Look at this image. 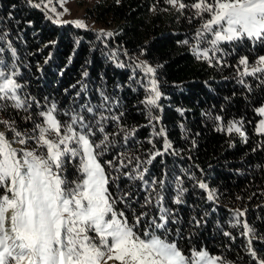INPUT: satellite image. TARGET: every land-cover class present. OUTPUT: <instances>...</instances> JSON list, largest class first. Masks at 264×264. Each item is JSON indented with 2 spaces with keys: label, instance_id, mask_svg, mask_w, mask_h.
Returning a JSON list of instances; mask_svg holds the SVG:
<instances>
[{
  "label": "trees",
  "instance_id": "16d2710c",
  "mask_svg": "<svg viewBox=\"0 0 264 264\" xmlns=\"http://www.w3.org/2000/svg\"><path fill=\"white\" fill-rule=\"evenodd\" d=\"M44 4L49 9L55 7L47 0H0V58L9 67L15 63L19 69L17 79L24 85L23 93L42 103L47 97L67 110L88 99L99 103L98 90L105 89L119 101L113 111H124L122 122L138 130L126 148L120 137L103 159H111L122 149L142 160L149 158V152L164 153L145 167L149 169L147 178L167 176L173 181L164 192L165 205L174 210L178 221L169 223L171 238L185 249L204 247L234 264H256L246 250L242 226L233 225L236 210L244 211L239 219L256 230L253 247L264 256V135L255 129L260 119L257 109L264 105V74L245 76L241 84L237 62L242 55L254 62L264 54V45L253 46L245 41L233 52L231 45L224 44L221 47L231 54L223 58V63H209L198 60L192 51L201 21L194 18L190 23L193 10L177 11L166 0H94L84 8V17L99 28L115 25L112 36L70 23H54L56 13L45 9ZM185 39L190 41L188 45L181 43ZM112 53L117 54L116 59L110 58ZM141 61L155 69L162 93L160 107L154 109L160 117L154 122L155 128L149 124L141 103L145 90L140 82L147 84L148 79L135 68ZM118 63L125 66L118 67ZM82 85L87 86V92H81ZM78 92L80 97L76 96ZM10 115L23 123L11 109L0 113V119ZM216 116L221 120L217 121ZM229 121L240 122L246 140L226 131ZM221 127L224 130H218ZM161 129L163 136L154 134ZM107 131L117 129L109 123ZM165 138L172 145L167 152L163 148ZM176 176L187 189L180 205L172 199ZM200 182L215 191L214 200H208ZM127 183L120 181L121 187ZM143 197L140 191L141 202ZM133 208L141 210L138 204ZM150 211L156 214L158 210L153 207ZM177 228L181 237L176 236ZM224 232L231 235L225 236Z\"/></svg>",
  "mask_w": 264,
  "mask_h": 264
},
{
  "label": "snow or ice",
  "instance_id": "6c2138e0",
  "mask_svg": "<svg viewBox=\"0 0 264 264\" xmlns=\"http://www.w3.org/2000/svg\"><path fill=\"white\" fill-rule=\"evenodd\" d=\"M166 2L177 11L193 10L190 23L194 18L201 21L193 37L196 44L192 46L198 60L223 63V58L231 54L221 47L224 44L231 45L233 52L245 41L253 46L264 45V0ZM34 6L41 7V4ZM43 7L56 11L49 9L48 4ZM53 22H61L59 14ZM72 23L85 27L80 20ZM181 43L188 45L190 41L185 39ZM110 58L116 59L117 54L112 53ZM237 63L241 84L245 76L264 74V55H259L254 62L242 55ZM117 66L125 65L118 63ZM135 68L148 78L147 84L140 82L145 90L141 103L149 124L155 128L154 122H159L160 117L154 114V109L160 107L158 101L162 96L155 69L143 61ZM83 75L87 77L88 72ZM19 76L15 63L9 67L0 58V113L11 109L23 121L20 123L11 115L0 119V264H234L204 247L193 245L185 249L177 239L171 238L169 223L178 221L174 219V210L165 205L164 192L166 185L173 181L167 176L147 178L149 169L145 167L163 152H149V158L142 160L122 149L111 159H103L117 146L120 137L126 148L138 130L122 122L124 111H113L119 107L118 99L99 89V103L93 104L88 99L63 110L47 97L42 103L23 93ZM81 92H87L86 85H82ZM81 92L76 96L80 97ZM257 112L264 116V107ZM215 119L219 121L221 117ZM109 123L117 131L108 132ZM238 125L239 121H229L226 131L238 133L246 140L242 125ZM256 132L264 134V119L259 121ZM154 134L163 136L164 130ZM171 147L165 138L164 152ZM122 179L128 181L123 187ZM174 183L173 203L183 204L187 189L179 176ZM199 187L208 193V200H214V190H209L203 182ZM140 191L144 192L142 202ZM134 204L141 210L133 208ZM153 207L158 210L156 214L150 211ZM243 216V211L236 210L233 226H242L241 235L247 238L248 254L256 264H264V256L252 243L257 238L256 230L239 219ZM224 235L231 234L224 232ZM176 236L181 237L179 228Z\"/></svg>",
  "mask_w": 264,
  "mask_h": 264
},
{
  "label": "rangeland",
  "instance_id": "374dc122",
  "mask_svg": "<svg viewBox=\"0 0 264 264\" xmlns=\"http://www.w3.org/2000/svg\"><path fill=\"white\" fill-rule=\"evenodd\" d=\"M93 1L94 0H62V3H61V0H51V3L55 4L54 8L56 10L55 11L56 15L59 14V19L61 22L58 24L70 23L76 26L74 23H72V21L80 20L85 25V27L83 28L92 29L93 31H96V32L105 31V32L113 33L115 29V25L106 26L105 28H99L98 25H94L85 19L84 8L90 5ZM65 9H67V11H65ZM261 107H264V105ZM262 119H264V116L260 115V119L257 121L255 129L259 125V121Z\"/></svg>",
  "mask_w": 264,
  "mask_h": 264
}]
</instances>
